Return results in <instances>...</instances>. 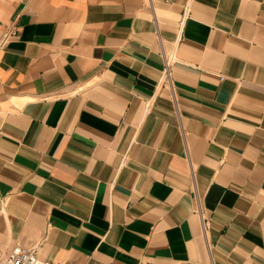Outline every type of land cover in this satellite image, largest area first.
Instances as JSON below:
<instances>
[{"label": "crops", "instance_id": "0c3cea01", "mask_svg": "<svg viewBox=\"0 0 264 264\" xmlns=\"http://www.w3.org/2000/svg\"><path fill=\"white\" fill-rule=\"evenodd\" d=\"M11 24L0 251L264 264V0H0Z\"/></svg>", "mask_w": 264, "mask_h": 264}, {"label": "built area", "instance_id": "2783aa9c", "mask_svg": "<svg viewBox=\"0 0 264 264\" xmlns=\"http://www.w3.org/2000/svg\"><path fill=\"white\" fill-rule=\"evenodd\" d=\"M18 34V27L16 24L9 25L4 31L1 40L0 48L4 46L10 38ZM170 58L164 57V76L170 79ZM205 227V223H203ZM0 264H58L51 260L41 258L38 256L33 248H26L21 245H14L8 250L0 251Z\"/></svg>", "mask_w": 264, "mask_h": 264}]
</instances>
